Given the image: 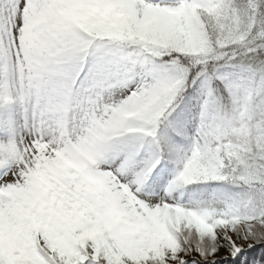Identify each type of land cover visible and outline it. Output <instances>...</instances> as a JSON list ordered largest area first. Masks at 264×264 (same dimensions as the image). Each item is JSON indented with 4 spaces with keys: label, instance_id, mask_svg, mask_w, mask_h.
I'll return each instance as SVG.
<instances>
[{
    "label": "snow or ice",
    "instance_id": "1",
    "mask_svg": "<svg viewBox=\"0 0 264 264\" xmlns=\"http://www.w3.org/2000/svg\"><path fill=\"white\" fill-rule=\"evenodd\" d=\"M0 264H264V0H0Z\"/></svg>",
    "mask_w": 264,
    "mask_h": 264
}]
</instances>
